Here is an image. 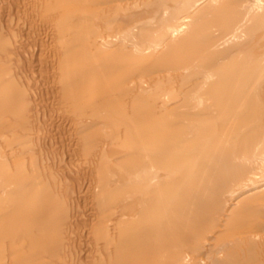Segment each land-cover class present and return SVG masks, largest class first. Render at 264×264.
<instances>
[{
  "label": "bare ground",
  "instance_id": "bare-ground-1",
  "mask_svg": "<svg viewBox=\"0 0 264 264\" xmlns=\"http://www.w3.org/2000/svg\"><path fill=\"white\" fill-rule=\"evenodd\" d=\"M0 264H264V0H0Z\"/></svg>",
  "mask_w": 264,
  "mask_h": 264
}]
</instances>
